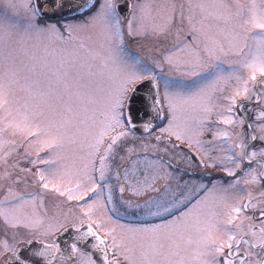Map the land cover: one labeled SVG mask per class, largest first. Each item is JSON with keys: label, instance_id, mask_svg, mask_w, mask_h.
<instances>
[{"label": "snow or ice", "instance_id": "obj_1", "mask_svg": "<svg viewBox=\"0 0 264 264\" xmlns=\"http://www.w3.org/2000/svg\"><path fill=\"white\" fill-rule=\"evenodd\" d=\"M0 264H264V0H0Z\"/></svg>", "mask_w": 264, "mask_h": 264}, {"label": "rangeland", "instance_id": "obj_2", "mask_svg": "<svg viewBox=\"0 0 264 264\" xmlns=\"http://www.w3.org/2000/svg\"><path fill=\"white\" fill-rule=\"evenodd\" d=\"M133 2H135V0H133ZM133 47H136V43L135 42H131ZM140 44H142V47L140 48L141 52L147 54L149 53V51L154 47V45L156 44L155 41L149 39V40H144V41H140Z\"/></svg>", "mask_w": 264, "mask_h": 264}, {"label": "flooded vegetation", "instance_id": "obj_3", "mask_svg": "<svg viewBox=\"0 0 264 264\" xmlns=\"http://www.w3.org/2000/svg\"><path fill=\"white\" fill-rule=\"evenodd\" d=\"M132 2H133V0H132Z\"/></svg>", "mask_w": 264, "mask_h": 264}]
</instances>
